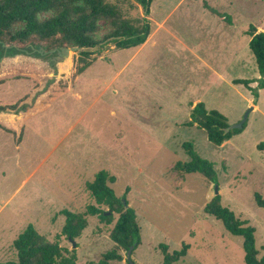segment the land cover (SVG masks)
<instances>
[{
	"label": "rangeland",
	"instance_id": "obj_1",
	"mask_svg": "<svg viewBox=\"0 0 264 264\" xmlns=\"http://www.w3.org/2000/svg\"><path fill=\"white\" fill-rule=\"evenodd\" d=\"M203 1L153 0L146 43L98 46L77 76L78 51L58 59L47 52L60 49L56 40L21 44L1 37L0 105L19 103L36 87L54 88L16 136L0 129V262L16 260L13 240L29 223L56 240L65 221L61 210L84 212L93 204L85 182L102 169L116 176L111 187L136 212L141 244L131 254L134 264H162L160 245L172 252L183 243L187 254L173 264H246L243 237L204 211L216 194L255 228L258 256L264 255V207L255 201L256 193L264 197V150L257 147L264 143V88L255 96L233 83L250 79L256 87L262 77L246 31L250 24L264 31V0H205L229 21ZM132 13L144 16L141 8ZM230 47L241 53V65L230 64ZM197 102L230 124L249 110L245 128L213 145L204 130L184 125ZM185 141L214 163L216 183L172 171L175 162L189 160ZM87 219L75 247L59 237L62 247L76 248L77 264L97 263L114 246V222ZM120 253L121 261L108 264H127L126 251Z\"/></svg>",
	"mask_w": 264,
	"mask_h": 264
},
{
	"label": "trees",
	"instance_id": "obj_2",
	"mask_svg": "<svg viewBox=\"0 0 264 264\" xmlns=\"http://www.w3.org/2000/svg\"><path fill=\"white\" fill-rule=\"evenodd\" d=\"M153 0H0V41L7 35L11 43L28 44L33 40H56L61 47L78 46V57L75 59V75H80L93 62V49L112 42L115 48H129L141 46L151 32L148 19L150 5ZM203 5L208 7L206 1ZM141 8L144 16L133 15V11ZM209 8V7H208ZM210 9V8H209ZM213 13L229 21V17L216 9ZM250 36L249 48L255 58L257 69L262 76L256 87H251L250 79H233L234 84H243L253 95H258V89L264 88V31L250 24L247 31ZM13 50L11 53H19ZM41 57L42 55H34ZM17 104L0 105V111L15 110ZM186 126H197L204 130L209 141L221 146L242 129H232L225 133L229 125L225 115L215 109L208 110L203 102H197L190 110ZM0 127H2L0 125ZM264 150V143L257 146ZM182 148L189 156L187 161H177L172 171L185 175L199 173L209 182L216 183L217 172L213 162L202 158L193 148L190 141L182 143ZM116 176L108 170L96 172L91 180L85 182L94 203L88 204L84 212H74L62 209L65 221L62 230L56 235V240H49L40 234L35 226L29 223L26 228L13 240L16 250V260H7L0 264H77L75 249L64 248L59 243V237L64 236L70 241L79 238L88 226V215H96L101 223L109 225L114 222L110 230V239L114 246L102 255L97 262L89 264H108L110 261H121L120 250H127L133 246L135 250L141 244V228L133 207L129 206L126 195L116 196L111 184ZM258 206L264 207V197L255 194ZM110 211V214H106ZM207 214L219 219L230 233L243 237L246 264H264V255L258 256L255 246V228L248 221L241 219L227 206L221 203V196L214 195L204 206ZM189 245L172 252L168 246L160 245L163 254L162 264H173L185 257ZM133 252V251H132ZM127 264H129L127 262Z\"/></svg>",
	"mask_w": 264,
	"mask_h": 264
},
{
	"label": "crops",
	"instance_id": "obj_3",
	"mask_svg": "<svg viewBox=\"0 0 264 264\" xmlns=\"http://www.w3.org/2000/svg\"><path fill=\"white\" fill-rule=\"evenodd\" d=\"M146 41L141 45V47L146 43ZM229 53H230V60H229L230 64L234 66H239L242 64L243 60H241L242 59L240 55L241 53L237 49H232V47H230ZM37 61L42 63V60H37ZM210 69L214 73H217V74L219 73L218 69L214 68L213 66ZM55 71L51 70L50 72H48V76L52 78L53 75L51 74H54ZM43 86H44L43 88L41 87L33 88V90L30 92V95L27 96L24 100H21L19 103L11 102L9 104H2V105L17 104V108L15 110L0 111V125L2 126L0 127V129L2 131L13 133L16 136L17 133L20 132L21 129H23V127L25 126L24 119L27 118L31 113L35 112L34 107H37L38 109L39 105L43 103L44 99L47 96H51V91L54 88V86L51 85L48 90H45L46 85H43ZM20 139H21V136H19V138L17 139V142H20Z\"/></svg>",
	"mask_w": 264,
	"mask_h": 264
},
{
	"label": "water",
	"instance_id": "obj_4",
	"mask_svg": "<svg viewBox=\"0 0 264 264\" xmlns=\"http://www.w3.org/2000/svg\"><path fill=\"white\" fill-rule=\"evenodd\" d=\"M81 48L78 46H72V47H61L60 49H51L49 51H47L48 53H52V52H57L58 54V59H64L67 55H69L70 52L75 53L76 51H79ZM253 108V107H252ZM249 110L244 114V116L242 117V119L240 121H238L237 123L234 124H230L224 129V132L227 133L232 129H242L243 124L246 122L247 120V116H248ZM106 214H110V211H107ZM73 243V247H75V243L74 241H72ZM133 251V246H131L127 252H126V260L129 264H134L132 259H131V254Z\"/></svg>",
	"mask_w": 264,
	"mask_h": 264
},
{
	"label": "flooded vegetation",
	"instance_id": "obj_5",
	"mask_svg": "<svg viewBox=\"0 0 264 264\" xmlns=\"http://www.w3.org/2000/svg\"><path fill=\"white\" fill-rule=\"evenodd\" d=\"M49 54V53H48ZM56 54H57V52H56Z\"/></svg>",
	"mask_w": 264,
	"mask_h": 264
}]
</instances>
